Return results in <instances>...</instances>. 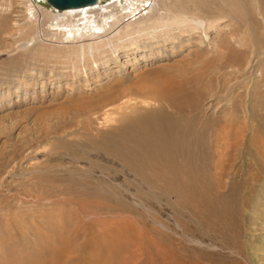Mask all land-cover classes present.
Wrapping results in <instances>:
<instances>
[{
	"label": "rangeland",
	"instance_id": "rangeland-1",
	"mask_svg": "<svg viewBox=\"0 0 264 264\" xmlns=\"http://www.w3.org/2000/svg\"><path fill=\"white\" fill-rule=\"evenodd\" d=\"M20 2L0 4V264H264V0L82 60ZM131 115L185 122L182 149L126 153Z\"/></svg>",
	"mask_w": 264,
	"mask_h": 264
},
{
	"label": "bare ground",
	"instance_id": "bare-ground-1",
	"mask_svg": "<svg viewBox=\"0 0 264 264\" xmlns=\"http://www.w3.org/2000/svg\"><path fill=\"white\" fill-rule=\"evenodd\" d=\"M6 1L8 0H2L0 4L4 5ZM33 1L21 0L20 2L25 9V18L30 23H39L40 17H47L52 25H49L51 27L50 30L42 31L41 33L39 31L40 34L38 33V35L48 36L62 46L66 44L70 45L68 46L69 48L74 46L75 55H77L79 60H82L85 58L84 53L86 50L91 54L94 50L98 51L99 47H102L101 53L109 51L111 55H115L118 48L113 44V39L132 44L135 41L134 36L139 37L140 35H146L147 42H151L159 34L162 42L168 36L178 37L184 34L191 35L192 33L206 37L207 29L218 24L221 18L228 16V7L244 5L243 1L245 0H109L104 6L95 7V4L101 1L97 0L93 4L75 8L56 9L52 7L54 9L53 13L46 12L43 7L36 5ZM49 14L50 17L47 16ZM260 14L264 15V13ZM38 26L42 27V24ZM175 31L178 34L172 36V32ZM121 34H125L127 37L125 39L118 37ZM121 104H118V109L124 108ZM180 105L178 107L175 105L174 107L178 111H182ZM182 105L184 106L185 104L182 103ZM134 116H125V119H123L129 122V128L123 133H120L119 130L116 134L120 133L121 137L117 136L126 140L125 137L132 138L138 132L144 135L145 140L142 139L143 144L141 145L133 144V148L131 146V148L124 147L126 153L136 157L140 147L144 148L146 154L149 153L152 159L153 157L159 159L165 153L172 155L171 151L179 152L181 145L178 142L176 143V134L181 129L180 124H185V122L181 121L182 123H178L176 131L170 129L168 132L160 134L155 133L158 129L157 123L151 122L146 125L140 120L141 118ZM172 121L174 120L171 119L170 123ZM218 134L220 132L216 131L215 139L220 137ZM177 136L179 138V135ZM135 151L138 152L136 153ZM147 157L149 158L148 155ZM143 158L145 157L143 156Z\"/></svg>",
	"mask_w": 264,
	"mask_h": 264
},
{
	"label": "water",
	"instance_id": "water-1",
	"mask_svg": "<svg viewBox=\"0 0 264 264\" xmlns=\"http://www.w3.org/2000/svg\"><path fill=\"white\" fill-rule=\"evenodd\" d=\"M48 6L56 9L75 8L95 3L97 0H45Z\"/></svg>",
	"mask_w": 264,
	"mask_h": 264
}]
</instances>
